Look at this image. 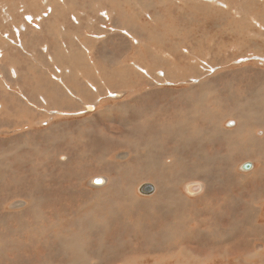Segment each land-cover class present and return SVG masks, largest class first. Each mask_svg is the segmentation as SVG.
<instances>
[{"label":"rangeland","instance_id":"374dc122","mask_svg":"<svg viewBox=\"0 0 264 264\" xmlns=\"http://www.w3.org/2000/svg\"><path fill=\"white\" fill-rule=\"evenodd\" d=\"M0 75V264H264V0H0Z\"/></svg>","mask_w":264,"mask_h":264},{"label":"bare ground","instance_id":"6f19581e","mask_svg":"<svg viewBox=\"0 0 264 264\" xmlns=\"http://www.w3.org/2000/svg\"><path fill=\"white\" fill-rule=\"evenodd\" d=\"M134 4H135V3H134ZM48 6H49V5H48ZM236 8H237V7H236ZM49 11H50V10H49ZM145 11H146V10H145ZM80 14H81V13H80ZM10 19H11V17H10ZM5 20H6V19H5ZM243 24H244V23H243ZM257 24H258V23H257ZM62 25H63V24H62ZM235 25H236V24H234V26H235ZM100 26H101V25H100ZM156 27H157V26H156ZM169 27H170V26H169ZM259 27H260V26H259ZM39 29H40V28H39ZM62 29H63V28H62ZM60 30H61V29H60ZM62 31H63V30H62ZM64 31H65V29H64ZM68 31H69V30H68ZM71 31H72V30H71ZM161 31H162V30H161ZM72 34H74V33H72ZM72 34H71V35H72ZM91 35H92V34H91ZM97 35H98V34H97ZM140 35H141V34H140ZM227 35H228V34H227ZM132 37H133V36H132ZM74 38H75V37H74ZM76 38H77V37H76ZM138 40H139V39H138ZM65 43H66V42H65ZM135 43H136V42H135ZM1 44H2V43H1ZM212 44H213V43H212ZM69 45H70V44H69ZM83 46H84V45H83ZM211 46H212V45H211ZM64 47H65V44H64L63 48H64ZM63 48H62V49H63ZM81 48H82V47H81ZM84 48H85V47H84ZM24 49H25V48H24ZM75 49H76V48H75ZM155 49H156V48H155ZM179 49H180V48H179ZM65 50H66V49H65ZM86 50H87V49H86ZM88 51H89V50H88ZM65 52H66V51H65ZM68 52H69V51H68ZM81 52H82V51H81ZM212 52H213V51H212ZM33 53H34V52H33ZM86 53H87V52H86ZM26 54H27V53H26ZM26 54H25V55H26ZM95 54H96V52H95ZM66 55H67V54H66ZM86 55H87V54H85V56H86ZM37 56H38V55H37ZM68 56H69V54H68ZM244 58H245V57H244ZM71 59H72V58H71ZM86 60H87V58H86ZM90 60H91V59H90ZM206 60H207V59H206ZM214 60H215V59H214ZM71 61H72V60H71ZM83 61H84V60H83ZM88 61H89V60H88ZM210 61H211V60H210ZM2 66H4V65H2ZM67 69H68V68H67ZM81 70H83V69H81ZM96 71H97V70H96ZM68 72H69V70H68ZM116 72H117V71H116ZM112 73H113V72H112ZM96 74H97V73H96ZM109 74H111V73H109ZM232 74H233V73H232ZM146 75H147V74H146ZM230 75H231V74H230ZM0 76H1V75H0ZM16 77H17V76H16ZM55 77H56V76H55ZM227 77H228V76H227ZM224 78H226V77H224ZM228 79H229V80L231 79L230 76H229ZM100 81H101V80H100ZM222 81H223V80H222ZM222 81H221V82H222ZM154 82H155V81H154ZM200 82H201V81H200ZM223 82H224V81H223ZM232 82H233V81H232ZM224 84H225V82H224ZM226 84H227V83H226ZM233 84H234V83H233ZM0 85H1V84H0ZM119 85H120V84H119ZM201 85H202V84H201ZM230 85H231V83H230ZM230 85H229V86H230ZM65 87L68 88V91L64 89ZM114 87H115V86H114ZM198 87H199V86H198ZM231 87H232V86H231ZM59 88H60V94H61V96L68 95V94H72V95H73V92L70 93V90H71V89L69 88V86H66V84L62 83V85H61ZM240 88H241V87H240ZM12 90H13V89H12ZM88 90L91 92V90H90L89 88H88ZM223 90H224V89H223ZM244 90H245V89H244ZM216 91H217V90H216ZM228 91H229V90H228ZM249 91H250V90H249ZM98 92H99V90L96 89V92H95V93L98 94ZM105 92H107V91H105ZM213 92H215V91H213ZM233 92H234V91H233ZM244 92H245V91H244ZM256 92H257V91H256ZM259 92H260V91H259ZM53 93L55 94V92H53ZM125 93H128V92H125ZM125 93H124V94H125ZM172 93H173V92H172ZM226 93H227V92H226ZM235 93H236V92H235ZM253 93H254V92H253ZM105 94H106V93H105ZM121 94H122V93H121ZM193 94H194V93H193ZM208 94H209V93H208ZM210 94H211V93H210ZM212 94H213V93H212ZM216 94H217V93H216ZM115 95H116V96H119V95H120V92H117ZM115 95H114V96H115ZM127 95H128V94H127ZM194 95H195V94H194ZM194 95H192V96H194ZM214 95H215V94H214ZM225 95H227V94H225ZM225 95H224V96H225ZM235 95H236V94H235ZM73 96H74V95H73ZM112 96H113V95H112ZM112 96H111V97H112ZM121 96H122V95H121ZM195 96H196V95H195ZM216 96H217V95H216ZM227 96H229V95H227ZM42 98H43V97H42ZM66 98H68V97H66ZM114 98H117V97H114ZM125 98H126V97H125ZM194 98H195V97H194ZM197 98H198V97H197ZM219 98H220V97H219ZM225 98H226V97H225ZM229 98H230V97H228V99H229ZM68 99H69V98H68ZM198 99H199V98H198ZM245 99H246V98H245ZM220 100H221V99H220ZM43 101H44V100H43ZM202 101H203V100H202ZM250 101H251V100H250ZM167 102H168V101H167ZM177 102H179V101H177ZM214 102H216V101H214ZM222 102H223V101H222ZM246 102H247V101H246ZM255 102H256V101H255ZM129 103H130V102H129ZM163 103H164V102H163ZM171 103H172V102H171ZM175 103H176V101H175ZM247 103H248V102H247ZM256 103H257V102H256ZM256 103H255V104H256ZM166 104H167V103H166ZM169 104H170V101H169ZM178 104H179V103H178ZM160 105H161V103H160ZM202 105H203V104H202ZM202 105H201V106H202ZM69 106H72V105L70 104ZM69 106H68V107H69ZM93 106H94V105L91 104V103L86 104L85 107H84V111H90V110L94 109ZM167 106H168V105H167ZM170 106H171V105H170ZM196 106H197V105H196ZM204 106H205V105H204ZM210 106H211V104H210ZM239 106H240V105H239ZM94 107H95V106H94ZM219 107H220V105H219ZM233 107H234V106H233ZM237 107H238V105H237ZM174 108H175V105H174ZM192 109H193V108H192ZM202 109H203V108H201V110H202ZM218 109H219V108H218ZM235 109H236V108H235ZM253 109H254V104H253ZM164 110H165V109H164ZM196 110H197V108H196ZM238 110H239V109H238ZM243 110H244L243 108L240 109V111H243ZM58 111H59V112H62V111H60V110H57V112H58ZM126 111H127V110H126ZM159 111H160V110H159ZM167 111H168V110H166V112H167ZM169 111H171V110H169ZM220 111H221V110H220ZM226 111H227V110H226ZM249 111H250V110H249ZM51 112H52V111H51ZM180 112H181V111H180ZM180 112H179V113H180ZM199 112H200V110H199ZM221 112H222V111H221ZM230 112H231V111H230ZM230 112H229V113H230ZM250 112H251V111H250ZM53 113H54V112H53ZM170 113H171V112H170ZM170 113H169V114H170ZM196 113H197V111H196ZM238 113H239V112H238ZM251 113H252L253 115H255V116H253V118H254L255 120H258V121H260V122L262 121V119H263V118H262V116H263L262 114L256 115V114H258V113H256V111H255L254 113H253V112H251ZM54 114H55V113H54ZM167 114H168V113H167ZM192 114H193V113H192ZM199 114H200V113H199ZM225 114H226V113H225ZM230 114H231V113H230ZM234 114H235V113H234ZM246 114H247V113H246ZM176 115H177V114H176ZM183 115H184V114H183ZM190 115H191V114H190ZM220 115H222V114H220ZM239 115H241V114H239ZM177 116H178V115H177ZM196 116H198V115H196ZM214 116H215V115H214ZM235 116H236V115H235ZM242 116H244V115H242ZM159 117H160V115H159ZM171 117H172V116H171ZM201 117H202V116H201ZM212 117H213V116H212ZM212 117H211V118H212ZM225 117H226V116H225ZM165 118H166V117H165ZM165 118H164V120H165ZM173 118H177V117H173ZM178 118H179V117H178ZM182 118H183V117H182ZM185 118H186V117H185ZM185 118H184V119H185ZM189 118H190V117H189ZM191 118H193V117H191ZM198 118H199V116H198ZM207 118H208V117H207ZM249 118H250V117H249ZM148 119H149V118H148ZM150 119H153V118H150ZM167 119H168V117H167ZM169 119H170V118H169ZM203 119H204V118H203ZM220 119H221V118H220ZM220 119H219V120H220ZM240 119H241V116H238V115H237V118L235 117V118H234V121H231V122H233V123H232L233 125H232V127H230V128L235 129L237 132H241L242 130H243V132H244V128H242V127L239 125V123H240ZM244 119H245V118H244ZM171 120H172V119H171ZM185 120H186V119H185ZM188 120H189V119H188ZM192 120H193V119H192ZM195 120H196V119H195ZM199 120H200V118H199ZM199 120H198V121H199ZM211 120H213V119H211ZM214 120H216V119H214ZM217 120H218V119H217ZM242 120H243V118H242ZM242 120H241V121H242ZM263 120H264V119H263ZM145 121H146V120H145ZM145 121H144V122H145ZM149 121H150V120H149ZM149 121H148V123H149ZM152 121H153V120H152ZM179 121H180V120H179ZM179 121H178V122H179ZM181 121H183V120H181ZM181 121H180V122H181ZM238 121H239V123H238ZM244 121H245V120H244ZM248 121H249V120H248ZM144 122H143V126H144ZM157 122H158V121H157ZM166 122H169V121H166ZM178 122H172V123H174V124H178ZM184 122H185V121H184ZM196 122H197V121H196ZM199 122H200V121H199ZM199 122H198V123H199ZM201 122H202V121H201ZM201 122H200V123H201ZM211 122H212V121H211ZM146 123H147V122H146ZM146 123H145V124H146ZM152 123H154V122H152ZM185 123H186V122H185ZM190 123H191V122H190ZM123 124H124V123H123ZM149 124H150V123H149ZM181 124H183V122H182ZM187 124H189V123H187ZM195 124H197V123L194 122V125H195ZM201 124H202V123H201ZM113 125H114V124H113ZM152 125H153V124H152ZM190 125H191V124H190ZM207 125H209V123H208ZM213 125H215V124L213 123ZM136 126H137V125H136ZM148 126H149V125H148ZM148 126H147V127H148ZM167 126H168V124H167ZM172 126H173V124H169V128H168V134H169V136L171 137V139H172V138H175V137L177 136V131H176L177 129L175 130V128H173V127H175V126H173V127H172ZM177 126H178V125H177ZM180 126H181V125H180ZM196 126H197V125H196ZM203 126H205V125H203ZM242 126H243V125H242ZM249 126H250V125H249ZM50 127H52V131L49 130V133H47V135H46V136L44 137V139H43L44 141H49V140L52 141V140H53V137H55V138L57 139V138L62 134V131L60 130V127H59V123L56 124V125H54V126H53V123H52V126H50ZM149 127H150V130H151V126H149ZM201 127H202V126H201ZM209 127H210V126H209ZM213 127H214V126H213ZM215 127H216V125H215ZM215 127L212 128L211 130H209L210 133H211V135L214 134L215 136H217L218 134H221V133L223 132V129H221V128H217V130H216ZM259 127H260V126H259ZM154 128H155V127H154ZM158 128H159V127H158ZM250 128H251V127H250ZM262 128L264 129V126H262ZM137 129H139V128L137 127ZM187 129H188V128H187ZM192 129H193V128H192ZM195 130H196L197 133L201 134V136H202V134L205 132L204 129H203L204 132L201 130V133H200V132H199L200 128H198V127H196ZM195 130H192V131H195ZM224 130H225V129H224ZM235 130H234V131H235ZM152 131H153V130H152ZM185 131H186V130H185ZM190 131H191V130H190ZM148 132H149V131H148ZM165 132H166V131H165ZM181 132H182V131H181ZM206 132H208V131L206 130ZM231 132H232V131H231ZM245 132H246V131H245ZM194 133H195V132H194ZM226 133H227V132H226ZM229 133H230V132H229ZM141 134H142V133H141ZM163 134H165V133L163 132L162 135H163ZM183 134H184V133H183ZM206 134H207V133H206ZM235 134H236V133H235ZM235 134H234V135H235ZM148 135H150V134H148ZM151 135H152V134H151ZM162 135H161V136H162ZM178 135H180L179 132H178ZM181 135H182V134H181ZM211 135H210V136H211ZM234 135H233V136H234ZM241 135H242V134H241ZM256 135H257V134H256ZM128 136H131V135H128ZM185 136H186V135H185ZM194 136H195V135H194ZM194 136H193V137H194ZM210 136H209V137H210ZM224 136H225V135H224ZM260 136H261V135H260ZM149 137H150V136H149ZM163 137H164V135H163ZM177 137H178V136H177ZM188 137H189V136H188ZM225 137H226V136H225ZM179 138H180V137H179ZM185 138H186V137H185ZM203 138H204V137H203ZM231 138H232V137H231ZM259 138H260V137H258V140L256 141V140H254V139L250 136L251 143H253V144L257 145V146L260 145V144L263 145V144H264V137L261 138V139H259ZM116 139H117V138H116ZM181 139H182V138H181ZM196 139H197V138H196ZM205 139H206V138H205ZM221 139H222V138H221ZM221 139H220V140H221ZM239 139H240V138H239ZM82 140H84V139H82ZM109 140H110V139H109ZM172 140H173V139H172ZM185 140H186V139H184L183 142H184ZM200 141H201V140H200ZM232 141H233V140H232ZM111 142L113 143L112 140H111ZM174 142H175V141H174ZM194 142H195V141H194ZM212 142H213V141H212ZM199 143H200V142H199ZM201 143H202V142H201ZM113 144H114V143H113ZM210 144H211V143H210ZM241 144H242V143H241ZM175 145H177V144H175ZM214 145H215V144H214ZM72 146H73V145H72ZM105 146H106V145H105ZM118 146H119V145H118ZM202 146H203V145H202ZM215 146H216V145H215ZM247 146H248V145H247ZM114 147H115V146H114ZM121 147H123V146H121ZM156 147H158V146H156ZM171 147H172V146H171ZM199 147H200V146H199ZM217 147H219V146H216V149H217ZM176 148H177V147H176ZM66 149H67V148H66ZM93 149H94V148H93ZM114 149H116V147H115ZM170 149H171V148H170ZM172 149H174V148H172ZM172 149H171V150H172ZM177 149H178V148H177ZM177 149H176V150H177ZM194 150H195V149H194ZM225 150H226V149H225ZM94 151H95V149H94ZM120 151H121V150H120ZM123 151H124V150H123ZM196 151H197V150H196ZM218 151H219V150H218ZM220 151H221V150H220ZM241 151H242V150H241ZM116 152H117V151H116ZM233 152H234V151L232 150V151L230 152V154L227 155V156H228L229 158L232 157ZM172 153H173V152H172ZM191 153H192V151H191ZM216 153H219V152H216ZM222 153H223V152H222ZM46 154H47V153H44V155H46ZM48 154H49V153H48ZM68 154H69V153H68ZM115 154H116V153H115ZM196 154H197V153H196ZM70 155H71V154H70ZM88 155H89V154H88ZM88 155H87V156H88ZM97 155H98V154H97ZM207 155H209L210 157H212V155H211L210 153H208ZM29 156H32V155H30L29 153H24V157H25V158H27V157H29ZM71 156H72V155H71ZM89 156H90V155H89ZM89 156H88V157H89ZM185 156H186V155H185ZM195 156H196V155H195ZM209 156H208V158H209ZM110 157H111V156H110ZM112 157H113V156H112ZM128 157H129V156H128ZM170 157L172 158V156H170ZM174 157L176 158V155H175V154H174ZM201 157L205 160V155H203V152L201 153ZM98 158H99V157H98ZM98 158H97V159H98ZM114 158H115V157H114ZM143 158H144V159H143ZM196 158H197V157H195V159H196ZM263 158H264V157H263ZM54 159H55V156H53V160H54ZM89 159H90V158H89ZM142 159L145 161V163H143L144 166L152 167V166L156 165V166H154V168H157L158 166L161 165V162L158 161V159H157V153H156V150H155V149H147V151H146V155L143 156ZM181 159H182V158H181ZM222 159H224V158H222ZM87 160H88V158H87ZM92 160H93V159H92ZM101 160H102V159H101ZM101 160H100V161H101ZM72 161H73V160H72ZM72 161H71V163H72ZM98 161H99V159H98ZM144 161H143V162H144ZM161 161H162V160H161ZM191 161H192V160H191ZM201 161H203V160H201ZM226 161H227V159H226ZM95 162H96V160L94 161V163H95ZM192 162H193V161H192ZM262 162H263V161H262ZM57 163H58V157H57V162H54V161H53V164H52V165H55V166H56ZM90 163H91V161H90ZM112 163H113V162H112ZM127 163H128V162H127ZM171 163H172V162H171ZM92 164H93V163H92ZM123 164H124V163H123ZM90 165H91V164H90ZM90 165H89V166H90ZM179 165H180V164H179ZM181 165H183V164H181ZM113 166H115V165H113ZM183 166H184V165H183ZM51 167H52V166H51ZM56 167H57V166H56ZM86 168H87V167H86ZM109 168H110V166H109ZM113 168H115V167H112V170H113ZM255 168H256V167H255ZM53 169H54V168H53ZM106 169H107V168H106ZM147 169H149V168H147ZM157 169H158V168H157ZM181 169H182V168H181ZM129 170H130V173H131V169H129ZM145 170H146V167H145ZM201 170H202V169H201ZM53 171H57V172H58L59 170H55V169H54ZM78 171H79V170H78ZM80 171H81V170H80ZM113 171H114V170H113ZM148 171H149V170H147V172H148ZM181 172L183 173V171H181ZM207 172H208V171H207ZM78 173H79V172H78ZM80 173H81V172H80ZM109 173H110V172H109ZM116 173H117V172H116ZM130 173H127V175L129 174V176H130ZM106 174H108V173H106ZM132 174H133V172H132ZM180 174H181V173H180ZM206 174H207V173H206ZM210 174H211V173H210ZM79 175L81 176V174H79ZM101 175H102V174H101ZM134 175H135V174H134ZM134 175H133V176H134ZM184 175H185V174H184ZM93 176H95V175H93ZM129 176H127V177H129ZM137 176L139 177V174H137ZM85 177H86V176H85ZM109 177H110V176H109ZM131 177H132V176H131ZM138 177H137V178H138ZM143 177H145V176H143ZM211 177H212V176H211ZM79 178H80V177H79ZM87 178H88V177H87ZM182 178H184V177H182ZM212 178H213V177H212ZM101 179H102V178H101ZM104 179L106 180L107 178L104 176ZM120 179H121V178H120ZM204 179H205V177H204ZM61 180H63V179H61ZM107 180H108V179H107ZM107 180H106V181H107ZM199 180H200V179H199ZM213 180H214V179H213ZM53 181H54V180H53ZM110 181H111V180H110ZM117 181H118V180H117ZM117 181H116V182H117ZM121 181H122V180H121ZM206 181H207V180H206ZM62 182H63V181H62ZM114 182H115V181H114ZM133 182H134V181H133ZM181 182H182V181L179 180V181H178V184L181 183ZM188 182H189V181H188ZM37 183H39V181H37ZM118 183H119V182H118ZM118 183H116V184H118ZM120 183H121V182H120ZM120 183H119V184H120ZM124 183H125V182H124ZM147 183H148V182H147ZM185 183H186V182H185ZM207 183H208V182H207ZM62 184H64V183H62ZM126 184H127V183H126ZM133 184H135V183H133ZM194 184H195L194 182H189L188 184L184 185L185 188L188 190V191H187V190H186V191H187V192L192 191V190H191V186L194 185ZM210 184H212V183H210ZM90 185H91V183H90ZM97 185H100V184H97ZM120 185H122V184H120ZM92 186H93V185H92ZM118 186H119V185H118ZM124 186H125V185H124ZM154 186H155V185H154ZM35 187H36V186H35ZM62 187H63V186H62ZM114 187L117 188L115 184H114ZM120 187H121V186H120ZM108 188H109V187H108ZM115 188H114V189H115ZM137 188H138V187H137ZM156 188H157V186H156ZM156 188H155V189H156ZM158 188L162 189V186L159 185ZM227 188H228V187H227ZM62 189L65 190L64 188H62ZM105 189H106V188H104L103 190H105ZM123 189H124V188H123ZM201 189H202V188H201ZM211 189H212V188H211ZM119 190H120V189H119ZM126 190H128V189H126ZM97 191H98V189H97ZM108 191H109V190H108ZM121 191H122V189H121ZM130 191H131V190H130ZM155 191H156V190H155ZM158 191H159V190H158ZM125 192H126V191H125ZM169 192H170V191H169ZM110 193H111V192H110ZM127 193H128V192H127ZM176 193H177L178 195H180V193H179L178 191H177ZM189 193H192V192H189ZM60 194H61V193H60ZM60 194H59V195H60ZM72 194H73V193H72ZM125 194H126V193H125ZM183 194H184V193H183ZM204 194H205V191H204ZM213 194H214V193H213ZM68 195H69V194H68ZM157 195H158L157 193L154 194V196H157ZM207 195H209V194H207ZM210 195H211V193H210ZM62 196H63V195H62ZM62 196L60 195V197H62ZM65 196H66V195H64V197H65ZM72 196H73V195H72ZM74 196H75V195H74ZM167 196H168V194H167ZM167 196H165V197H167ZM64 197H63V200H64ZM69 197H70V196H69ZM122 197H123V196H122ZM74 198H75V197H74ZM74 198H72V199H74ZM141 198H142V197H141ZM172 198H174V197H172ZM207 198H208V197H207ZM207 198H206V199H207ZM215 198H216V197H215ZM57 199H58V195H57ZM75 199H76V198H75ZM128 199L131 200V198H128ZM143 199H144V198H143ZM167 199H168V198H167ZM201 199H202V198H201ZM176 200H177V199H176ZM181 200H182V199H181ZM210 200H212V199H210ZM216 200H217V199H216ZM68 201H70V200L68 199ZM145 201H146V199H145ZM147 201L149 202V200H147ZM190 201H191V200H190ZM213 201H214V200H213ZM72 202H75V201H72ZM157 202H158V201H157ZM181 202H182V201H181ZM196 202H197V200H196ZM200 202H201V201H200ZM215 202H216V201H215ZM62 203H63V202H62ZM126 203H127V199H126ZM191 203H192V202H191ZM219 203H220V202H219ZM70 204H71V203H70ZM72 204H73V203H72ZM127 204H128V203H127ZM142 204L147 205L146 203H142ZM158 204H160V203H158ZM165 204H167V203H165ZM171 204H172V203H171ZM193 204H195V203H193ZM193 204H191V205L193 206ZM203 204H204V203H203ZM222 204H223V203H222ZM222 204H221V205H222ZM47 205H48V201H47ZM131 205H132V204H131ZM175 205H176V204H175ZM205 205H206V204H204V206H205ZM215 205H216V204H215ZM217 205H218V204H217ZM132 206H133V205H132ZM132 206H131V207H132ZM229 206H230V205H229ZM229 206H228V208H229ZM66 207H67V206H66ZM143 207H144V206H143ZM143 207H142V208H143ZM161 207H162V206H161ZM186 207H187V206H186ZM219 207H220V206H219ZM219 207H218V208H219ZM47 208H48V207H47ZM71 208H72V207H71ZM96 208H97V207H96ZM155 208H156V206H155ZM59 209H60V208H59ZM143 209H144V208H143ZM159 209L161 210L160 207H159ZM163 209H164V208H163ZM190 209H191V208H190ZM190 209H189V210H190ZM193 209H194V208H193ZM199 209H200V208H199ZM52 210H53V209H52ZM61 210H62V209H61ZM93 210H94V209H93ZM100 210H101V209H100ZM181 210H182V209H181ZM259 210H260V213L264 211L263 208H260ZM48 211H49V210H48ZM72 211H73V210H72ZM105 211H106V210H105ZM155 211H156V209H155ZM172 211H173V209H172ZM182 211H184V210H182ZM182 211H181V212H182ZM200 211H201V210H200ZM200 211H199V212H200ZM229 211H230V210H229ZM0 212H1V211H0ZM46 212H47V211H46ZM52 212H53V211H52ZM54 212H55V211H54ZM93 212H94V211H93ZM179 212H180V210H179ZM227 212H228V211H227ZM231 212H232V211H231ZM71 213H72V212H71ZM116 213H117V211H116ZM116 213H115V214H116ZM156 213H157V212H156ZM159 213H160V212H159ZM162 213H163V212H162ZM165 213H166V211H165ZM170 213H171V212H170ZM190 213H191V212H190ZM203 213H205V211H203ZM206 213H208V212H206ZM228 213H229V212H228ZM45 214H46V213H45ZM86 214H87V213H86ZM106 214H107V213H106ZM153 214H154V213H153ZM183 214H184V213H183ZM230 214H231V213H230ZM50 215L52 216V214H50ZM150 215H151V216H150ZM169 215H170V214H167V216H169ZM259 215H260V214H259ZM69 216H70V215H69ZM86 216H87V215H86ZM89 216H90V215H89ZM147 216H148V214H147ZM153 216H154V215H153ZM155 216L158 217L157 215H155ZM163 216H164V215H163ZM165 216H166V214H165ZM165 216H164V217H165ZM167 216H166V217H167ZM171 216H172V215H171ZM191 216H192V215H191ZM110 217H111V216H110ZM149 217H152V213H151V212H150V214H149ZM149 217H146V218H149ZM176 217H177V216H176ZM204 217H205V215H204ZM206 217H207V215H206ZM85 218H86V217H85ZM89 218H90V217H89ZM128 218H129V217H128ZM161 218H162V217H161ZM161 218H160V220H162ZM208 218H209V217H208ZM208 218H207V219H208ZM232 218H233V217H232ZM5 219H6V218H5ZM97 219H98V218H97ZM97 219H96V220L94 219V220H95V223H97V222H96V221H98ZM122 219H123V217H122ZM157 219H158V218H157ZM164 219H165V218H164ZM179 219H180V218H179ZM187 219H188V218H187ZM120 220H121V219H120ZM138 220H139V219H138ZM151 220H154V217H152ZM151 220H150V221H151ZM158 220H159V219H158ZM198 220H200V219H198ZM202 220H203V219H202ZM205 220H206V219H205ZM99 221H100V219H99ZM101 221H103V219H102ZM123 221H124V220H123ZM126 221H127V220H126ZM126 221H125V222H126ZM134 221H135V220H133L132 222H134ZM136 221H137V220H136ZM182 221H183V220H182ZM229 221H230V220H229ZM231 221H232V220H231ZM148 222H149V219H148ZM152 222H153V221H152ZM152 222H151L150 225H152ZM155 222H156V221H155ZM160 222H161V221H160ZM180 222H181V221H180ZM184 222H185V221H184ZM204 222H205V221H204ZM204 222H203V223H204ZM46 223H47V222H46ZM84 223H86V222L84 221ZM100 223H101V222H100ZM117 223H118V222H117ZM119 223H121V222H119ZM143 223H145V222H143ZM146 223H147V222H146ZM153 223H154V222H153ZM161 223H162V222H161ZM181 223H182V222H181ZM200 223H201V222H200ZM232 223H233V222H232ZM234 223H236V222H234ZM172 224H173V223H172ZM197 224H199V223H197ZM197 224H196V225H197ZM217 224H218V223H217ZM219 224H221V223H219ZM219 224L217 225L218 227H219ZM56 225H57V224H56ZM98 225H99V224H98ZM106 225H107V224H106ZM118 225H119V224H118ZM118 225H117V226H118ZM131 225H133V224H131ZM141 225H142V224H141ZM168 225H170V224L168 223ZM175 225H176V224H175ZM202 225H204V224H202ZM222 225H223V224H222ZM58 226H59V225H58ZM86 226H87V225H86ZM139 226H140V225H139ZM152 226L155 227L154 225H152ZM171 226H172V225H171ZM171 226H170V227H171ZM223 226H224V225H223ZM90 227H91V226H90ZM99 227H101V226L99 225ZM118 227H119V226H118ZM136 227H138V226L136 225ZM157 227H158V225H157ZM207 227L211 228L210 226H207ZM231 227H232V226H231ZM81 228H82V227H81ZM101 228H102V227H101ZM119 228H120V227H119ZM148 228H149V227H148ZM185 228H186V227H185ZM221 228H222V227H221ZM57 229H58V228H57ZM153 229H154V228H153ZM157 229H159V228H157ZM218 229H219V228H218ZM218 229H216V231H217ZM117 230H119V229L117 228ZM136 230H139V229L136 228ZM214 230H215V229H214ZM222 230H223V229H222ZM224 230H225V229H224ZM224 230H223V231H224ZM226 230H227V229H226ZM81 231H82V230H81ZM81 231H80V232H81ZM185 231H186V230H185ZM218 231H219V230H218ZM218 231H217V232H218ZM98 232H99V231H98ZM103 232H104V231H103ZM103 232L100 231V233H102V235H104ZM138 232H139V231H138ZM150 232H151V230H150ZM191 232L193 233L192 230H191ZM191 232H189V233H191ZM209 232H210V230H209ZM96 233H97V232H96ZM144 233H145V232H144ZM230 233H231V232H230ZM57 234H58V232H57ZM57 234H56V235H57ZM60 234H61V233H60ZM97 234H98V233H97ZM126 234H127V233H126ZM186 234H188V232H186ZM200 234H201V232H200ZM200 234H199V235H200ZM204 234H206V233H204ZM37 235H38V234H37ZM54 235H55V234H54ZM127 235H128V234H127ZM135 235H136V234H135ZM194 235H195V234H194ZM197 235H198V233H197ZM224 235H225V234H224ZM229 235H230V234H229ZM52 236H53V235H52ZM154 236H155V235H154ZM186 236H187V235H186ZM207 236H208V235H207ZM219 236H220V235H219ZM133 237H134V236H133ZM135 237H136V236H135ZM137 237H139V236L137 235ZM181 237H182V236H181ZM216 237H217V235H216ZM226 237H227V236H226ZM229 237H232V236H229ZM127 238H128V237H127ZM157 238H158V236H157ZM194 238H195V237H194ZM206 238H207V237H206ZM217 238H218V237H217ZM196 239H197V237H196ZM215 239H216V238H215ZM225 239H227V238H225ZM53 240H54V239H53ZM63 240H65V239H63ZM137 240H138V239H137ZM157 240H158V239H157ZM159 240H160V239H159ZM162 240H163V239H162ZM184 240H185V239H184ZM184 240H183V241H184ZM222 240H223V239H222ZM65 241H66V240H65ZM141 241H142V240H141ZM188 241H189V240H188ZM229 241H230V240H229ZM263 241H264V239L262 238V239L260 240V242L263 243ZM131 242L134 243V241H132V240H131ZM185 242H186V241H185ZM232 242H233V241H232ZM247 242H248V241H247ZM52 243H53V242H52ZM140 243H141V242H140ZM189 243H192V241L189 242ZM224 244H225V243H224ZM250 244H251V242H250ZM136 245H137V244H136ZM138 245H139V243H138ZM176 245H177V244H176ZM176 245H175V246H176ZM179 245H180V244H179ZM187 245H188V244H187ZM217 245H218V244H217ZM220 245H221V244H220ZM236 245H237V244H235V246H236ZM246 245H247V244H246ZM40 246H41V245H40ZM134 246H135V244H134ZM134 246H133V247H134ZM211 246H212V245H211ZM247 246L249 247L250 245H247ZM136 247H137V246H136ZM173 247H174V246H173ZM179 247H180V246H179ZM123 248H124V247H123ZM123 248H122V249H123ZM208 248H209V247H208ZM213 248H214V247H213ZM216 248H217V247H216ZM221 248L223 249L224 247L221 245ZM226 248H227V247H226ZM249 248H250V247H249ZM252 248H253V247H252ZM252 248H251V249H252ZM257 248H258V247H257ZM130 249H131V248H130ZM134 249H135V248H134ZM136 249H137V248H136ZM183 249H184V248H183ZM187 249H188V248H187ZM240 249L242 250L241 247H240ZM246 249H247V247H246ZM213 250H214V249H213ZM252 250H253V249H252ZM252 250H250V251H252ZM254 250H255V249H254ZM258 250H260V251H259L260 253L262 252L261 250H263V244H260V249L258 248ZM70 251H71V250H70ZM182 251H184V250H182ZM238 251H239V250H238ZM161 252H162V251H161ZM196 252H197V251H196ZM221 252H222V251H221ZM239 252H240V251H239ZM209 253H210V252H209ZM243 253L247 255V254H248V250H246V251L243 250ZM214 254H215V253H214ZM257 254H258V253H257ZM125 255H126V254H125ZM224 255H225V254H224ZM225 256H226V255H225ZM258 256H259V254H258ZM52 257H53V256H52ZM261 257H263V256H261ZM261 257H260V258H261ZM24 259H25V258H24ZM200 259H201V258H200ZM261 259H262V258H261ZM132 260H133V259H132ZM201 260H202V259H201ZM204 260H206V259H204ZM17 261H18V260H17ZM133 261H134V260H133ZM133 261H132V262H133ZM175 261H176V260H175ZM175 261H174V262H175ZM179 261H180V260H179ZM179 261H178V262H179ZM191 261H192V259H191ZM191 261H190V262H191ZM193 262H194V260H193ZM196 262L198 263V259H197ZM209 262H210V261H209ZM211 262H212V261H211ZM211 262H210V263H211ZM127 263H128V261H127ZM136 263H137V262H136ZM136 263H135V264H136ZM140 263H141V262H140ZM157 263H159V262H157ZM171 263H172V261H171ZM182 263H183V262H181V264H182ZM185 263H186V262H185ZM185 263H184V264H185ZM201 263H202V262H201ZM210 263H209V264H210ZM20 264H21V263H20ZM24 264H25V263H24ZM103 264H104V263H103ZM133 264H134V263H133ZM151 264H153V261H152ZM189 264H191V263H189ZM199 264H200V263H199ZM202 264H204V263H202Z\"/></svg>","mask_w":264,"mask_h":264},{"label":"water","instance_id":"95a60500","mask_svg":"<svg viewBox=\"0 0 264 264\" xmlns=\"http://www.w3.org/2000/svg\"><path fill=\"white\" fill-rule=\"evenodd\" d=\"M251 166L250 162H244L242 168L248 169Z\"/></svg>","mask_w":264,"mask_h":264}]
</instances>
